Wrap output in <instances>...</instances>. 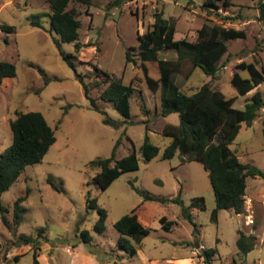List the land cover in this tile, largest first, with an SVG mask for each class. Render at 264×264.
<instances>
[{"label": "rangeland", "instance_id": "rangeland-1", "mask_svg": "<svg viewBox=\"0 0 264 264\" xmlns=\"http://www.w3.org/2000/svg\"><path fill=\"white\" fill-rule=\"evenodd\" d=\"M203 1L70 0L68 8L73 7L80 20V46L76 48L73 41L62 42L61 49L72 54V67L53 40L56 33L50 31L49 0H0V24L12 25L10 29L0 26V59L14 62L16 69L15 75L3 77L0 83V151L12 140L9 119L17 110L40 111L56 136L41 161L27 164L0 193L9 221L14 200L26 193L21 201L25 211L15 232L0 215V264H33L34 249L39 252L40 264H180L175 258L182 255H194L193 264H264V177L247 176L242 213L217 209L203 164L197 160L181 162L178 152L163 158L161 154L171 136L155 126L146 129L148 118L156 122L153 118L160 108V89L153 91L148 87L136 46L138 35L152 27L156 11L174 21L175 38L195 39L196 29L207 20L246 31L245 37L226 41L228 59L213 76L197 66L186 77L189 63L184 64L182 72L174 73L183 91L192 93L210 81L225 96H235L233 105L238 108L245 107L256 89L264 96V81L246 93H239L231 82L236 62L264 65V21L259 17V0H229L228 4L217 0L219 7H211L210 11L202 6ZM132 46L134 59L127 60V49ZM160 54L175 57L174 50ZM146 65L148 73L157 78V62L148 60ZM97 67L113 79L135 87L128 117L111 101L100 97L110 79ZM78 73L87 82L89 95L105 112L92 106ZM240 74L248 76L246 69ZM106 115L121 124L105 123ZM263 117L264 106L250 124L242 122L230 147L242 161L264 171ZM146 134L159 147L150 160H145L140 151ZM117 140L115 158L134 149L139 166L122 172L101 189L92 178L99 168L89 162L110 156ZM180 187L185 205L197 195L204 196V207L188 209L193 222L182 216L178 202L149 199L139 191L171 198L178 195ZM87 195L96 198V207H87ZM97 207L106 210L102 231L93 226L99 217ZM134 207L150 231L139 243L131 240L137 252L130 254L117 244L119 232L113 223ZM163 215L174 220L169 229L162 227ZM239 229L257 236L255 246L244 254L238 253ZM83 230L89 232L90 239L84 240ZM20 233L38 237L36 244L17 243ZM209 247H215L216 252L206 260L203 249Z\"/></svg>", "mask_w": 264, "mask_h": 264}, {"label": "trees", "instance_id": "trees-1", "mask_svg": "<svg viewBox=\"0 0 264 264\" xmlns=\"http://www.w3.org/2000/svg\"><path fill=\"white\" fill-rule=\"evenodd\" d=\"M70 0H49L51 7L50 31L53 30V40L60 48L63 57L72 67L74 62L72 54L61 49L62 42H74L76 48L80 46L78 42L80 20L75 15L73 7L68 8ZM90 3L91 0H78ZM225 4L229 0H223ZM202 6L210 11L211 7H219L217 0H204ZM259 17L264 21V0L258 2ZM33 23L40 26L37 19ZM3 29H10L12 25L2 23ZM174 21L163 16L162 11L154 13L152 27L138 35V57L145 74L148 87L156 91L160 89V108L154 112L156 122L147 119L146 129L150 130L155 126L162 134L170 135L171 141L164 148L161 156L170 158L176 152L180 156L181 162L187 160L200 161L207 169L211 185L213 187L216 208L233 209L236 213L244 211L246 178L248 175H260L264 177V171L250 162L242 161L231 149L230 144L236 137L241 124L245 121L250 124L258 115V111L264 106V96L260 90L256 89L251 100L244 108L233 105L235 96L227 97L218 88L213 87L210 81L204 82L194 92L187 93L181 89L174 79V73L182 72L185 63L190 67L186 69L185 76L189 77L193 70L199 66L205 73L214 75L221 65H225L228 59L229 39L243 38L246 31L243 28L225 26L210 20L204 21L196 29V38L186 37L175 38ZM129 47L126 52L127 60H133ZM174 50L175 57L169 58L161 55L162 51ZM156 61L159 68L157 78L148 73L146 61ZM246 69L248 76H242L240 71ZM102 72L106 78L110 79L107 85L100 92L102 99L111 101L113 106L125 117L130 115V96L135 90L131 83H123L113 79L107 72ZM15 64L12 61L0 59V83L5 76L15 75ZM82 82L84 93L90 99L92 106L105 112L100 108L95 99L89 95V86L84 81L81 74H77ZM264 81V65L258 67L254 61L240 60L233 65L231 82L239 93H246L254 86ZM105 123L114 126L121 124L119 120L106 115L103 118ZM12 132V140L2 151H0V193L7 189L23 172L27 164L41 161L50 145L56 140L53 128L47 122L45 116L37 110H17L16 115L9 119ZM262 133L264 135V117L262 118ZM119 140L114 145L110 156L97 157L90 160L91 166L99 169L92 176L93 181L101 189L107 188L110 183L122 172L137 169L138 158L133 149L126 155L115 158V149ZM140 151L145 160L154 157L159 147L152 143L148 134L145 135L140 145ZM144 197L158 200H172L182 206V216L193 222L190 206L204 207L203 195L195 196L189 205H185L181 198V187L175 197H164L151 194L143 189H139ZM26 197V193L16 197L11 208L12 220L9 221L5 214L7 207L0 201V215L3 223L15 232L20 223L25 207L21 201ZM88 208L97 206L95 197L86 196ZM99 217L94 223V229L102 231L105 227L104 220L106 210L97 207ZM162 227L169 229L174 220L168 219L165 215L160 217ZM114 227L119 232L117 244L130 254L137 252L132 239L139 243L143 235L150 231L138 218L136 207L129 213L119 217L114 223ZM43 227H39L43 231ZM40 233V232H39ZM40 235V234H38ZM84 240L90 239L89 232L83 230ZM17 243L34 245L38 237L20 233ZM47 239V238H45ZM257 236L254 233H246L242 229L238 230L237 247L238 253L244 254L251 250L256 244ZM39 249V247H37ZM205 259L209 260L216 252L215 247L203 249ZM39 252L33 251V264H40ZM18 259L17 255L14 256Z\"/></svg>", "mask_w": 264, "mask_h": 264}, {"label": "crops", "instance_id": "crops-1", "mask_svg": "<svg viewBox=\"0 0 264 264\" xmlns=\"http://www.w3.org/2000/svg\"><path fill=\"white\" fill-rule=\"evenodd\" d=\"M155 109H156V107H155ZM194 260H195L194 255H182V256L175 258V261L180 263V264H193Z\"/></svg>", "mask_w": 264, "mask_h": 264}]
</instances>
